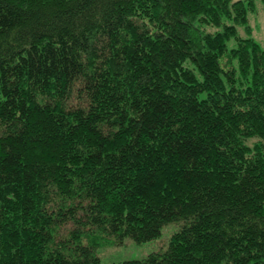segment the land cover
I'll use <instances>...</instances> for the list:
<instances>
[{"label":"trees","instance_id":"16d2710c","mask_svg":"<svg viewBox=\"0 0 264 264\" xmlns=\"http://www.w3.org/2000/svg\"><path fill=\"white\" fill-rule=\"evenodd\" d=\"M253 10L0 0V264H99L170 223L164 250L120 264H264Z\"/></svg>","mask_w":264,"mask_h":264},{"label":"rangeland","instance_id":"374dc122","mask_svg":"<svg viewBox=\"0 0 264 264\" xmlns=\"http://www.w3.org/2000/svg\"><path fill=\"white\" fill-rule=\"evenodd\" d=\"M252 2L254 10L247 14L248 29L238 26L237 31L239 36L253 39L264 50V5L261 0ZM232 44L233 40L229 42L228 47ZM179 228L180 224L170 223L162 228L158 238L146 243L136 244L126 239L119 246H101L96 251L100 259L99 264H120L124 261L143 259L150 253L162 251L167 247L170 236Z\"/></svg>","mask_w":264,"mask_h":264}]
</instances>
